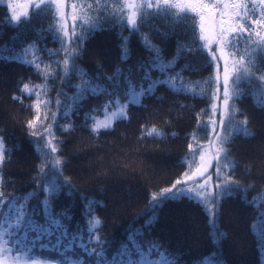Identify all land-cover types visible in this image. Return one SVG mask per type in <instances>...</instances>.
<instances>
[{"label": "snow or ice", "instance_id": "obj_1", "mask_svg": "<svg viewBox=\"0 0 264 264\" xmlns=\"http://www.w3.org/2000/svg\"><path fill=\"white\" fill-rule=\"evenodd\" d=\"M28 6L34 9L31 18L27 13H21L25 17L21 20L20 15L13 14L9 23L16 22V26L27 30L36 18L46 16L47 28L42 31L51 34L53 41L60 46L55 52L46 51L49 57L60 55L58 59L42 63L33 51L35 42L24 45L19 52L7 45L0 47V60L32 66L45 81L32 88L25 83L21 89L36 96L32 105L36 115L27 121V128L29 136L36 138L33 146L40 163L33 178L36 189L32 192L13 195L0 190V264H145L153 253L161 257L159 264H178V258L161 251L159 244L130 252L131 241L126 240L112 251V241L101 235L103 221L95 215L96 207L103 206L102 201L78 193L71 178L64 174L63 158L56 155L62 142L54 128L59 127L63 132L73 130L72 116L80 115L84 101L89 97H107L99 108H92L83 116V126L99 135L102 129L111 130L116 121L128 119L129 106H143L142 100L154 96L162 85L174 93L206 98L210 110L201 109L196 114V128L203 132V136L196 130L189 134L188 156L184 161L189 170L170 187L151 194L140 230L129 235L134 238L143 235L144 229L157 222L158 213L166 203L187 199L200 205L208 216L210 239L214 245H219L227 235L219 226L220 202L237 191H247L228 174L236 167L226 147L229 139L234 135H253L247 127L248 117L236 118L240 110L235 102L247 90H258L259 99L255 103L264 107V0H90L86 4L70 5L67 0H29ZM66 7L71 11L66 13ZM158 18H170L174 25H183L187 36V43L177 42L176 54L169 61H165L162 50L152 44L149 34L141 31L142 26ZM104 21H110L112 27L119 26L121 33L127 29L130 36L140 34L141 42L150 54L147 60L138 61L126 69L117 65L112 75L99 71L93 76L82 69L77 61L83 44L95 32L105 30L101 26ZM160 35L167 38L170 33ZM128 39L122 37L121 63L130 56ZM191 54H198L207 66L212 67V73L203 81L184 79L181 73L191 69V65H185L180 72L172 71L181 55ZM154 71L160 72L161 77L152 79ZM49 77L53 81L58 77L60 84L54 100L47 95ZM72 77L77 83H70ZM69 87L74 89L70 96L66 92ZM13 99L20 97L13 96ZM49 105H54L55 110ZM101 110L103 119L97 115ZM217 113L219 120L216 119ZM57 114L63 123L57 121ZM167 135L156 127L146 132L149 137ZM202 140L205 142L201 143ZM12 151L6 148L0 133V188L4 183L3 168L11 160ZM209 169L214 171L209 172ZM196 176L201 179H194ZM37 190L44 194L39 213L46 222L44 224L36 219L38 214L29 206ZM74 192L84 203V225L79 231L71 232L67 225L72 219L71 210L66 207L56 213L53 202L61 193L71 197ZM242 198L247 203L255 201V198L248 201L246 195ZM260 218L264 219V216ZM253 234L264 249V229L254 230ZM45 251L56 253L60 259L43 257L41 260ZM217 255V252L212 254L213 257ZM215 264H225V261L219 259Z\"/></svg>", "mask_w": 264, "mask_h": 264}, {"label": "trees", "instance_id": "obj_2", "mask_svg": "<svg viewBox=\"0 0 264 264\" xmlns=\"http://www.w3.org/2000/svg\"><path fill=\"white\" fill-rule=\"evenodd\" d=\"M87 2L90 0H71L70 4ZM33 11L27 14L29 18ZM11 16L8 4L0 1V47L7 45L19 52L24 45L35 42L34 53L42 63L59 58L56 55L49 58L47 53H41L46 49L55 52L59 48L51 34L42 31L47 28L46 16L36 18L27 30L16 26V22L10 24ZM101 26L105 30L97 31L85 40L77 61L90 75L94 76L99 71L112 75L117 65L126 69L138 61L147 60L150 54L142 44L140 34L130 36L127 29L121 33L119 26L112 27L110 21H104ZM141 31L149 34L152 44L162 50L165 61L175 56L178 41L187 43L184 26L174 25L170 18L150 20ZM162 32H169L170 35L164 38L160 35ZM122 37H129L130 53L129 59L123 63L120 61ZM185 65L192 66L181 73L186 81H203L212 73V67L207 66L198 54L181 55L172 71L180 72ZM159 77L160 72H152V79ZM25 83L32 88L45 81L32 66L0 60V133L6 148L13 150L11 160L3 168L4 183L0 190L13 195L27 194L36 189L33 178L40 163L39 154L33 146L36 138L29 136L27 128V121L36 115L32 107L35 95L21 91ZM70 83H77V79L72 77ZM103 83L107 84L106 81ZM47 84V95L54 100L56 89L60 87L58 77L56 81L49 77ZM66 92L70 96L74 89L69 87ZM253 92L255 94H251ZM13 96L20 99L14 100ZM106 99L104 95L89 97L84 101L80 115L72 116L73 130L63 132L56 127L54 131L62 142L56 155L63 158L64 174L71 178L74 189L102 201L103 206L96 207L95 215L103 221L101 235L112 241V251L128 240L134 251L159 244L161 251L178 258V264H201V261L203 264H215L219 259H223L225 264H264V249L258 245L253 234L254 230L259 232L264 229V219L260 218L264 216V107L255 103L259 99V91L247 90L235 102L240 110L236 118L240 120L246 115L247 127L253 135H234L229 139L226 147L236 167L228 174L247 191H237L234 196L220 202L219 226L227 235L219 245H214L210 239L208 216L200 205L187 199L166 203L158 213L157 222L144 229L143 235L135 238L129 235L140 230L151 194L170 187L189 170V165L184 162L188 156L189 134L196 130L203 136V132L196 128V114L201 109L210 110L207 99L174 93L162 85L154 96L142 100L143 106H129L128 119L118 120L111 130L102 129L96 135L83 126V116L86 111L99 108ZM49 107L55 110L54 105ZM48 114L51 116V112ZM97 115L103 119L102 110ZM57 121L64 122L59 114ZM152 127L168 135L146 136L147 130ZM245 195L248 201L255 198L254 203L245 202L242 198ZM43 197L44 194L37 190L29 204L40 217ZM66 207L72 215L71 221L67 222L69 230L79 231L84 225L81 196L75 192L71 197L61 193L53 202V211L59 213ZM77 252L80 255L79 250ZM213 252L218 255L213 257ZM48 256L60 259L56 253L49 255L45 252L41 258L43 260ZM160 260L161 257L153 253L146 263L159 264Z\"/></svg>", "mask_w": 264, "mask_h": 264}, {"label": "rangeland", "instance_id": "obj_3", "mask_svg": "<svg viewBox=\"0 0 264 264\" xmlns=\"http://www.w3.org/2000/svg\"><path fill=\"white\" fill-rule=\"evenodd\" d=\"M0 1H3V2H6L7 4H8V6L9 5H12V7H9V10H11V15H13V14H17V15H20V18L21 17H23V15H21V13H29L30 11H33L34 9L32 8V7H30V6H28V4H29V0H0ZM70 1L71 0H67V2H68V4L70 5ZM71 11V8L70 7H66L65 8V12L67 13V12H70ZM60 47V46H59ZM45 50V49H44ZM34 51V50H33ZM41 53H47V51H45V52H41ZM47 56L49 57V55H48V53H47ZM56 56H59V54H57ZM53 57V56H52ZM49 58H51V57H49ZM34 97V100H33V102H35V100H36V97L35 96H33ZM219 114H218V116H216V119L217 120H219ZM193 171H194V168L192 169ZM212 171H214V169H209V172H212ZM191 174V173H190ZM194 179H196V180H200L201 178L199 177V176H196V177H194ZM213 181H215V177L213 176ZM189 183H191V181L189 182ZM36 219L41 223V224H44L45 222H44V220H43V217H40V216H36ZM116 250V249H115ZM130 252L131 251H134L131 247H129V249H128ZM51 253H54V252H52V251H45V254H51ZM77 254L79 255V253L77 252ZM41 260H42V258H41ZM145 264H147L146 262H145Z\"/></svg>", "mask_w": 264, "mask_h": 264}]
</instances>
